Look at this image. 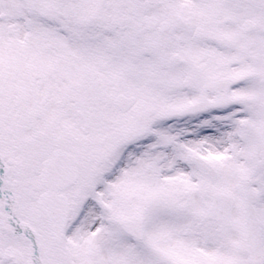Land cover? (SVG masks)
Returning a JSON list of instances; mask_svg holds the SVG:
<instances>
[{"label": "snow or ice", "instance_id": "obj_1", "mask_svg": "<svg viewBox=\"0 0 264 264\" xmlns=\"http://www.w3.org/2000/svg\"><path fill=\"white\" fill-rule=\"evenodd\" d=\"M0 264H264V0H0Z\"/></svg>", "mask_w": 264, "mask_h": 264}]
</instances>
